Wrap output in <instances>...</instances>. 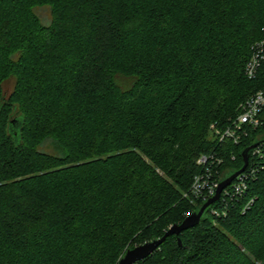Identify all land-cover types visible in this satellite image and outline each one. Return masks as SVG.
Returning a JSON list of instances; mask_svg holds the SVG:
<instances>
[{
	"label": "trees",
	"instance_id": "obj_1",
	"mask_svg": "<svg viewBox=\"0 0 264 264\" xmlns=\"http://www.w3.org/2000/svg\"><path fill=\"white\" fill-rule=\"evenodd\" d=\"M263 35L264 0H0V264H118L199 209ZM227 203L138 264H264V167Z\"/></svg>",
	"mask_w": 264,
	"mask_h": 264
},
{
	"label": "built area",
	"instance_id": "obj_2",
	"mask_svg": "<svg viewBox=\"0 0 264 264\" xmlns=\"http://www.w3.org/2000/svg\"><path fill=\"white\" fill-rule=\"evenodd\" d=\"M245 75L249 80L257 82L259 89L240 105L237 117L225 129L212 125V136L220 143V150L203 155L197 161L201 172L194 177L189 192L194 203L204 204L216 195L220 182L226 174L222 170L226 159L229 157L235 160L234 152L227 154L225 144L240 146L248 140L251 141V145L258 143L249 158V171L246 172L247 167L231 185L225 188L220 201L214 205L221 201L228 204V198H243L248 191V182L257 179V174L264 167V35L251 46ZM221 153L227 156H220Z\"/></svg>",
	"mask_w": 264,
	"mask_h": 264
},
{
	"label": "water",
	"instance_id": "obj_3",
	"mask_svg": "<svg viewBox=\"0 0 264 264\" xmlns=\"http://www.w3.org/2000/svg\"><path fill=\"white\" fill-rule=\"evenodd\" d=\"M257 145L258 143L256 142L241 153L244 161V166L240 170L228 171L225 174L224 178L220 182L217 193L213 198L205 202L191 215L187 216L182 223L174 224L173 226H171L162 238L155 239L132 249H128L126 253L120 258L118 264H138L139 262L148 259L160 249V247L166 242L169 237L172 236H176L178 238V243L180 247H182L183 244L180 236L185 231L198 226L202 221L207 219V213L215 203L220 201L224 189L231 185L232 182L247 169L249 165L250 155L254 148L257 147Z\"/></svg>",
	"mask_w": 264,
	"mask_h": 264
},
{
	"label": "rangeland",
	"instance_id": "obj_4",
	"mask_svg": "<svg viewBox=\"0 0 264 264\" xmlns=\"http://www.w3.org/2000/svg\"><path fill=\"white\" fill-rule=\"evenodd\" d=\"M39 14L42 17L43 22H49L50 12H48L46 9H42V10H39ZM12 88H13V82L10 81V82L6 83V87H5L6 94H9V92L12 90ZM192 203H193V205H197V203H194V202H192Z\"/></svg>",
	"mask_w": 264,
	"mask_h": 264
}]
</instances>
